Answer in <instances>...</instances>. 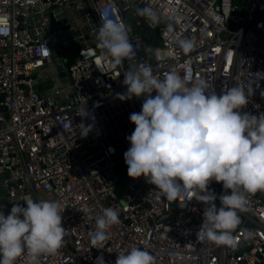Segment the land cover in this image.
Segmentation results:
<instances>
[{"label": "built area", "instance_id": "1", "mask_svg": "<svg viewBox=\"0 0 264 264\" xmlns=\"http://www.w3.org/2000/svg\"><path fill=\"white\" fill-rule=\"evenodd\" d=\"M145 8L155 23L140 14ZM65 9L72 20L62 23ZM128 10L132 23L144 24L151 37L130 31ZM106 17L125 24L134 47V56L115 69L101 63L97 42L87 45L97 41ZM66 27L80 34L68 64L73 91L60 104L58 91L41 98L33 90L32 75L51 63L50 37ZM180 39L192 41V49L183 51ZM139 64L150 65L159 79L177 72L188 86L203 79L217 95L251 84L253 94L240 111L264 113V80L251 76L264 73V0H0V211L7 216L28 198L59 202L62 246L39 255L35 264H96L97 257L114 264L133 245L149 251L154 264H264V191L248 194L234 247L200 240L205 206L190 191L168 200L141 177L129 179L117 194L116 168L125 163L126 137L135 127L129 116L144 102L143 96L121 101L117 94L126 91L124 74ZM84 106L88 116L82 121ZM81 123L91 126L85 137ZM208 191L226 194L214 181ZM109 207L118 211L120 223L106 230L103 245L94 246L89 233ZM15 264H28L27 253Z\"/></svg>", "mask_w": 264, "mask_h": 264}, {"label": "clouds", "instance_id": "2", "mask_svg": "<svg viewBox=\"0 0 264 264\" xmlns=\"http://www.w3.org/2000/svg\"><path fill=\"white\" fill-rule=\"evenodd\" d=\"M140 14L153 23L157 20L148 8ZM178 44L185 52L193 47L187 39ZM97 47L102 50L101 63L113 69L134 56L126 26L118 18L104 19ZM251 76L253 81L264 80L262 72ZM123 86L126 91L117 94L119 100L144 97L141 111L129 116L135 127L126 137L130 147L123 156L128 177L146 178L168 200L190 191L205 206L200 240L234 247L233 232L241 222L240 213L247 211L248 194L264 191V113L240 111L253 94L251 84H237L217 95L207 91L203 79L188 86L177 72L159 79L150 65L139 64L124 74ZM81 111L83 121L88 113L85 106ZM79 126L82 137L91 130L90 125ZM212 181L222 184L226 194L217 197L209 192ZM118 223V211L104 208L89 233L91 243L103 245L106 230ZM64 236L59 202L28 198L23 206L13 205L7 216L0 211V264H15L25 252L28 264H35L39 255L54 254ZM97 262L103 264V258L97 257ZM114 264H154V257L133 245L118 253Z\"/></svg>", "mask_w": 264, "mask_h": 264}, {"label": "water", "instance_id": "3", "mask_svg": "<svg viewBox=\"0 0 264 264\" xmlns=\"http://www.w3.org/2000/svg\"><path fill=\"white\" fill-rule=\"evenodd\" d=\"M133 1V0H131ZM73 7L71 8V10ZM85 11H87L85 9ZM81 13V12H80ZM68 9H65L61 15L62 23H66L67 19L72 20V16L68 15ZM133 11L128 10L124 15L125 23L129 26L130 31L137 33L140 37L146 36L148 29L144 24L141 26H136L133 21ZM76 17V14H73ZM53 19L50 18V21L47 23V26L52 27L54 24L52 23ZM23 28L22 25L18 27L19 30ZM67 29V27H66ZM86 31H81V34L85 35ZM79 32L74 30H66L63 33H56L52 34L50 37V50H51V63L39 68L36 73L32 75L33 79V90L36 91L41 98H45L46 96L52 94L54 91H58V98L60 104H65V95H69L72 93L73 89L69 88V79L67 78L69 75V68L68 64L64 59H60L57 56V52L59 50L69 48V47H78V42L74 41V36H79ZM98 34V32H97ZM42 38V37H41ZM88 36H84V40H87ZM70 41V42H69ZM81 42V41H79ZM97 41L87 42V45L90 46L91 44L95 45ZM84 47L83 44L80 45ZM149 48L145 47L144 51L142 52V56L145 54V51H148ZM3 189H0V192Z\"/></svg>", "mask_w": 264, "mask_h": 264}, {"label": "trees", "instance_id": "4", "mask_svg": "<svg viewBox=\"0 0 264 264\" xmlns=\"http://www.w3.org/2000/svg\"><path fill=\"white\" fill-rule=\"evenodd\" d=\"M116 173L119 177V183L116 185V191L117 194L119 196H121V194L124 191V187L126 182L130 179L127 175V166L125 163L120 164L117 168H116Z\"/></svg>", "mask_w": 264, "mask_h": 264}, {"label": "rangeland", "instance_id": "5", "mask_svg": "<svg viewBox=\"0 0 264 264\" xmlns=\"http://www.w3.org/2000/svg\"><path fill=\"white\" fill-rule=\"evenodd\" d=\"M151 36H152L151 33H147L146 36L144 37L141 36V38L146 39ZM76 50L77 49L75 47L65 48V49L59 50L57 52V56L58 58H63L66 61V64H69L74 61Z\"/></svg>", "mask_w": 264, "mask_h": 264}]
</instances>
